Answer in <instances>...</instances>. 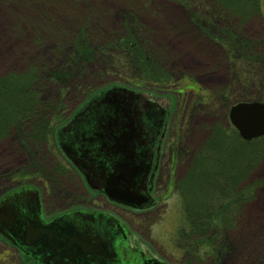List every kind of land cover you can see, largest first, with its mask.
I'll return each instance as SVG.
<instances>
[{
  "label": "rangeland",
  "instance_id": "rangeland-1",
  "mask_svg": "<svg viewBox=\"0 0 264 264\" xmlns=\"http://www.w3.org/2000/svg\"><path fill=\"white\" fill-rule=\"evenodd\" d=\"M229 3L0 0V77L12 74L14 79L28 80L34 75L25 89L15 88L19 91L13 94L16 103L22 99L19 95H28L46 106L54 105L40 140L34 134L23 137L28 123L21 122L0 135V196L17 183H28L39 189L50 215L69 209L108 210L129 222L131 237L139 240L142 249L153 248L171 264H188L181 250L185 242L179 234L188 223L178 179L209 137L210 129L226 124V120L229 123L228 110L233 103L264 101L263 13L257 8L244 17L245 2ZM224 30L237 35L238 40L229 44L232 51L225 43L234 40L231 36L228 39ZM138 47L150 64L135 53ZM142 72L149 77L169 74L172 78L167 79L168 84L157 85L150 82L153 78L145 82ZM16 82L10 84H24V80ZM115 85L140 91L142 101L164 114L157 193H163L169 173V195L153 212L139 217L103 196L90 194L55 140L56 130L72 111ZM2 97L0 103L5 100L4 108L11 109L15 100ZM171 147L178 152L176 160L174 155L168 159ZM260 148V158L239 185L243 189L247 186L248 198L233 226L219 232L217 221L211 227L209 234L219 253L213 250L205 259H192L191 264H264V138ZM255 204L260 207L253 212ZM238 241L242 249L237 252L234 243ZM28 262L0 239V264Z\"/></svg>",
  "mask_w": 264,
  "mask_h": 264
},
{
  "label": "water",
  "instance_id": "water-1",
  "mask_svg": "<svg viewBox=\"0 0 264 264\" xmlns=\"http://www.w3.org/2000/svg\"><path fill=\"white\" fill-rule=\"evenodd\" d=\"M141 97L122 86L107 89L77 111L59 142L83 173L92 171L89 165L100 169L103 181L92 184L95 189L136 207L146 199L148 165L141 147L152 110ZM228 114L242 138L264 135V102H236ZM37 195L22 188L0 200V235L23 252L39 257L41 264H134L119 261L107 228L96 223L97 215L75 212L45 222Z\"/></svg>",
  "mask_w": 264,
  "mask_h": 264
},
{
  "label": "trees",
  "instance_id": "trees-1",
  "mask_svg": "<svg viewBox=\"0 0 264 264\" xmlns=\"http://www.w3.org/2000/svg\"><path fill=\"white\" fill-rule=\"evenodd\" d=\"M229 1L230 6H234V0ZM242 1L245 2L242 11H245L249 6L248 13L253 14L256 12L257 0ZM223 32L224 34L229 33L228 39L231 40L232 38L234 40L226 42L227 48H229V51H232L229 44H233L238 40L237 35H232L230 32H225V30ZM80 45L83 47L82 43ZM232 47L234 48V46ZM136 52L146 65L150 64L151 60L147 59L143 49L138 47ZM255 58L256 56L254 60H256ZM15 76L11 74L2 78L0 77L1 99H3L2 96H8L13 101L15 98L13 94L19 92L16 89H20L21 87L25 89L27 83L31 84L34 78V75H32V79L29 77L30 79L28 80L26 79L27 77H20L24 79H14ZM141 77L145 79V82L153 78L150 82L157 85L168 84L170 78H172L169 74H163L162 77L159 74L158 76L155 74V76L149 77L143 72ZM21 80H24V84H20V87H13V84L17 83L16 81ZM103 91L102 89L101 92ZM27 96L19 95L22 99L17 103L14 99L15 103L10 104L11 109L4 108L5 100L0 103V135H5L10 127L9 124L17 119L19 121L22 120L25 124L28 123V132L26 131L23 137L28 138L33 134L34 137H37V140L44 137L48 121L47 117L50 112H54V105L49 107L40 103L34 96H29V98ZM156 114H158L159 118L162 117L160 113ZM210 132L209 137L206 138L205 142L193 154L190 166L178 183V189L183 195L182 199L186 212L185 219H187L188 223V228L179 230V234L180 240L185 242L181 250L187 256L188 264H191L194 258L197 260L207 258L208 254L215 249L213 247L214 243H212L214 237H211V234H209L212 229L211 227L215 226V222L218 221L219 232L226 229L228 225L233 226L236 214H238L243 202L248 198L246 193L247 186L243 189L239 185L245 180V174L249 172L251 167L255 166V163L260 158L261 141L264 138L263 136L251 141L242 140L235 128L227 120L226 124H216V126H213ZM189 195H191V199ZM198 235H201V237L198 238ZM220 243L223 244V242Z\"/></svg>",
  "mask_w": 264,
  "mask_h": 264
},
{
  "label": "flooded vegetation",
  "instance_id": "flooded-vegetation-1",
  "mask_svg": "<svg viewBox=\"0 0 264 264\" xmlns=\"http://www.w3.org/2000/svg\"><path fill=\"white\" fill-rule=\"evenodd\" d=\"M257 8L260 13H263L262 15L264 17V0H257L256 10ZM242 14L244 17H247V15H250L248 11L247 12L243 11ZM75 111L79 112V110L77 109ZM72 112L73 113L72 115H70L68 121L64 123L63 125H61L59 127L60 129L58 128V130H56L55 140L57 142L58 149L61 150L64 157L67 159L68 163L70 164V166L78 172L80 179H81L80 180L81 183L86 186L90 194L95 195V196L96 195L103 196L107 198L101 191L95 189L94 186H92V184L99 185L103 181L102 172H100V169H98L95 165L93 166L89 165V168H92V171L90 172L88 169V171L86 170L87 171L86 173L85 172L83 173V171L78 167L77 163H75L73 158H70L64 152V150L62 149L61 143H59L61 142V140L64 139L63 132L67 131L71 126L69 121L74 117V114H75L74 111ZM163 127H164V122L161 125V123L158 122L157 118H155L154 116L149 117V122H148L149 129H147L145 133L146 137L144 138L145 140L143 143L145 148L142 149L141 147V152L144 153V158L147 160L146 163L148 165V172H147L146 178L144 179L145 180L144 190L146 194L145 196L146 199L142 203L138 202V205L142 207H136V206L126 205L120 202H115V201L112 202V200H107L109 203H111L114 206H120L124 208L126 212H128L130 215H134L135 217H139L142 214L144 215V214H149L153 212L163 203L164 199H166L167 196L169 195L168 194L169 189H167L168 184L171 181L170 179L171 177L169 173L166 175V178H165L166 187L164 186L165 188H163V193L161 192L157 193L158 178L160 177L161 166L163 163L162 157H163V152H164L163 151L164 146L162 145V143L164 141L163 137H165V129ZM168 153H169L168 159L171 160L174 155L171 148L168 149ZM102 159H105V157L102 156ZM175 164L176 163L173 164V167H175ZM85 174L87 176H85ZM174 186H175V182H174ZM11 188H8L7 191H5L4 195L0 197L1 198L5 197L8 193L16 191V190H20L22 188L35 189L36 187H33L31 184L29 185L28 183H17ZM37 190H38L37 196H39V200H40L41 220L45 222H50L54 218H57L59 216H64L65 214L75 213V212H86L88 214L97 215L100 218V222L98 223V221H96V223L100 226L104 225L107 228L108 230L107 232L111 236V241L116 251L115 253H117V257L119 261H124L125 263L129 262V263H134V264H171L168 260H166V258L159 256L155 251H153V248H150L151 251L148 248L142 249V247L140 246L141 243L139 242V240L133 239L131 237V227L129 225V222H126V219L123 218V216L116 215L108 210L102 211L99 209H93V210L69 209V210H63L62 212H58L56 214L50 215L45 206L46 204L44 202V199H42V196L40 195L39 189ZM0 239H2V241L12 246V248H15L17 251H21V253L24 254L26 258H28L29 264H41L39 257L37 259L36 258L34 259L32 255H30L29 253L23 252L17 244H14L7 237L2 236L0 237Z\"/></svg>",
  "mask_w": 264,
  "mask_h": 264
},
{
  "label": "bare ground",
  "instance_id": "bare-ground-1",
  "mask_svg": "<svg viewBox=\"0 0 264 264\" xmlns=\"http://www.w3.org/2000/svg\"><path fill=\"white\" fill-rule=\"evenodd\" d=\"M229 124H230V123H229ZM231 126H232V124H231ZM261 202H262V201H261ZM259 207H260V205L255 204V205L253 206V212H256V211L259 209ZM240 242H241V241H238V242L234 243V246H235L237 252L240 251V250L242 249V247H241V243H240Z\"/></svg>",
  "mask_w": 264,
  "mask_h": 264
}]
</instances>
